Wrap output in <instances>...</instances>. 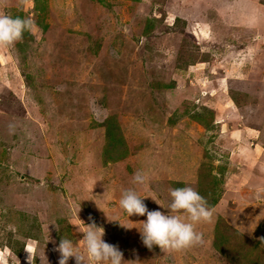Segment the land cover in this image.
<instances>
[{
  "label": "rangeland",
  "instance_id": "1",
  "mask_svg": "<svg viewBox=\"0 0 264 264\" xmlns=\"http://www.w3.org/2000/svg\"><path fill=\"white\" fill-rule=\"evenodd\" d=\"M204 2L0 0V15L33 21L0 44V264H58L61 237L83 251L90 222L126 264H264V67L220 77L239 59L222 50L247 35L221 38ZM235 79L254 95L237 100ZM175 164L212 216L196 225L200 243L149 249L106 214L139 226L146 215L129 220L121 190H139L138 169L152 189Z\"/></svg>",
  "mask_w": 264,
  "mask_h": 264
},
{
  "label": "clouds",
  "instance_id": "2",
  "mask_svg": "<svg viewBox=\"0 0 264 264\" xmlns=\"http://www.w3.org/2000/svg\"><path fill=\"white\" fill-rule=\"evenodd\" d=\"M32 25V19L27 17L0 15V44L11 45L20 40ZM147 179L145 172L138 169L133 173L131 182L133 185H143ZM168 195L170 200L165 206L154 195H140L135 187L121 190L118 203L127 218L133 214L146 215L139 226L105 214L108 220L117 221L125 229L136 227L142 243L149 249L157 245L162 251H179L200 243L202 234L196 230V225L208 221L212 216L205 198L190 185L170 188ZM143 197H151L168 211L148 210ZM86 225L82 231L83 251L71 239L63 236L55 245L54 251L59 253L58 264H68L70 257L74 258L75 264H126L122 251L102 238V226L95 222ZM27 259L32 261L30 254Z\"/></svg>",
  "mask_w": 264,
  "mask_h": 264
},
{
  "label": "crops",
  "instance_id": "3",
  "mask_svg": "<svg viewBox=\"0 0 264 264\" xmlns=\"http://www.w3.org/2000/svg\"><path fill=\"white\" fill-rule=\"evenodd\" d=\"M218 3L222 5H218ZM203 4L206 6L204 7L206 9L212 8V5H213L212 12L215 13V16H213V19H215L216 22L218 23V26L220 28V31L218 34L221 35V38L223 35H225V37L228 38L234 33L235 35H238L239 33V36L241 37L237 38V41H238L239 39L244 38V35H247V39L245 41H241V43H243L241 46L231 48L230 46H234V44L227 43L226 44L227 47L224 50H222L224 52V55H226V57L224 56L223 57L226 58L227 61L229 60L228 62L231 63V58H235L238 55H239L238 57L239 59L233 65L227 64L225 62L220 63L219 67L222 70V73H220V77L223 78L224 76H229V75L234 76L238 72L240 74H243L246 72L248 68L249 70H253V67H257V69L258 68L261 69L262 66L264 67V24L260 25L262 21H264V5H261L260 3H256V1L254 0H208V1L206 0V2H204ZM246 8L248 9L247 17L245 15ZM178 15H180V17H183L185 19L188 18L187 15L181 12L178 13ZM204 24H213V23L205 21ZM204 29H205V32L208 31L209 34L211 32L214 33L215 31V30L213 31V29H211L210 31V28L207 25ZM234 77H237V76H234ZM234 81L235 82L232 83L233 84L232 89L235 91L233 93H234L235 98H237V100L239 98H246L247 100L250 94L251 96L254 95L253 93H250V92H243L244 90H241V88H239V86L241 85L240 83L241 80L238 81L235 79ZM245 107L246 106H244V108ZM256 113L257 112H255V114ZM250 124H251L250 122L244 123V126L246 129L243 131H248L247 130L248 127L252 128L250 127ZM234 143L236 142H233V146L236 148L237 144L234 145ZM241 147H243V145ZM173 156L174 155H170V157L172 158L171 160L172 163L175 162L178 164L182 162L176 157H175V160H173ZM193 158H194L193 155H185V160L182 163L189 164L190 162L193 161ZM232 162H235V161H232ZM188 167L189 165H184L183 171L187 172ZM186 177L188 176L186 175ZM153 178H154V181H152L151 184H154V188L152 189L149 188L150 186L149 184H147V186L143 184V189H142V187L138 185L137 186L139 189L138 193L141 194L142 196L144 195L143 194L144 192H147V194L145 195H149V193L155 196H158L157 194L163 195L165 196V197H162L163 202H165V199L167 197H168V201L170 200V197L168 195L170 188L182 187V186L188 185L189 183L188 179H186L182 174L177 172L176 164L175 166L172 165V169L169 171V173L166 174V172H163L160 176L156 175V176H153ZM192 183H193V180H192ZM251 186H254V185H251ZM195 187L196 186H194L193 188ZM155 190L159 192L156 193ZM150 206H155L154 210L159 209L162 212L168 211L165 207H161V205L160 206L157 204L153 205L152 203ZM147 209L150 210L149 208ZM137 237L140 239V234ZM134 239L135 238L131 239L132 242Z\"/></svg>",
  "mask_w": 264,
  "mask_h": 264
},
{
  "label": "trees",
  "instance_id": "4",
  "mask_svg": "<svg viewBox=\"0 0 264 264\" xmlns=\"http://www.w3.org/2000/svg\"><path fill=\"white\" fill-rule=\"evenodd\" d=\"M107 123V122H106ZM111 125L107 123V130L110 131L111 130ZM208 204H211L210 202H207Z\"/></svg>",
  "mask_w": 264,
  "mask_h": 264
},
{
  "label": "bare ground",
  "instance_id": "5",
  "mask_svg": "<svg viewBox=\"0 0 264 264\" xmlns=\"http://www.w3.org/2000/svg\"><path fill=\"white\" fill-rule=\"evenodd\" d=\"M172 17V16H171Z\"/></svg>",
  "mask_w": 264,
  "mask_h": 264
}]
</instances>
